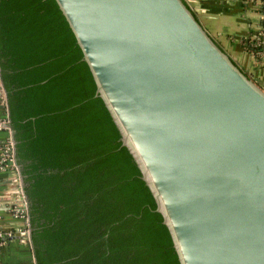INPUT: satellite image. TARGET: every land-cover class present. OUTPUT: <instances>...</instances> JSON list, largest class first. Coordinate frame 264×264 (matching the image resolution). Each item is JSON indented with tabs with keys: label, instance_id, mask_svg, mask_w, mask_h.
<instances>
[{
	"label": "water",
	"instance_id": "obj_1",
	"mask_svg": "<svg viewBox=\"0 0 264 264\" xmlns=\"http://www.w3.org/2000/svg\"><path fill=\"white\" fill-rule=\"evenodd\" d=\"M56 1L180 264H264V77L184 0Z\"/></svg>",
	"mask_w": 264,
	"mask_h": 264
},
{
	"label": "trees",
	"instance_id": "obj_2",
	"mask_svg": "<svg viewBox=\"0 0 264 264\" xmlns=\"http://www.w3.org/2000/svg\"><path fill=\"white\" fill-rule=\"evenodd\" d=\"M263 41L264 16L245 44L258 60ZM0 80L34 264H180L56 0H0Z\"/></svg>",
	"mask_w": 264,
	"mask_h": 264
},
{
	"label": "crops",
	"instance_id": "obj_3",
	"mask_svg": "<svg viewBox=\"0 0 264 264\" xmlns=\"http://www.w3.org/2000/svg\"><path fill=\"white\" fill-rule=\"evenodd\" d=\"M219 46L244 70L259 79L264 77L261 60L245 44L251 29L259 28L261 13L255 0H184ZM6 116V102L0 96V120ZM8 137L0 127V146ZM18 175L12 168L0 170V221L3 226L19 227L23 219L13 213L20 199ZM0 264H33L30 242L12 237L0 243Z\"/></svg>",
	"mask_w": 264,
	"mask_h": 264
},
{
	"label": "built area",
	"instance_id": "obj_4",
	"mask_svg": "<svg viewBox=\"0 0 264 264\" xmlns=\"http://www.w3.org/2000/svg\"><path fill=\"white\" fill-rule=\"evenodd\" d=\"M260 13H261V17L264 16V11L260 12ZM0 96H2V98H4V92L0 93ZM0 127L5 128L8 132V137L6 138L5 142L0 146V170H4L7 167L12 168L13 171H15L16 174L18 175L17 181H18V185H19V190H21L20 188L22 185V179L20 178L18 167H17V164L15 163L14 143H13V139H12V135H11V130H10V127L8 125V119L6 118V116L3 120H0ZM22 203H23V200L20 197L19 203H17V205L16 204L13 205V207H12L13 213L17 216H20L24 220L22 226L15 227L16 230H15L14 235L16 233L29 234V228L27 226L28 218L26 215L27 211L24 208L20 207V205ZM0 224H1V221H0ZM3 235L10 236L11 231L10 230H5V231L0 230V236H3ZM4 241H5V239L0 240V243H3ZM33 264H34V258H33Z\"/></svg>",
	"mask_w": 264,
	"mask_h": 264
}]
</instances>
